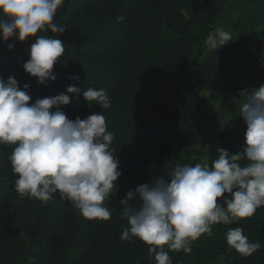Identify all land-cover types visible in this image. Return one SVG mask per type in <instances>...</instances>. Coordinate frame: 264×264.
Wrapping results in <instances>:
<instances>
[{
  "label": "trees",
  "instance_id": "trees-1",
  "mask_svg": "<svg viewBox=\"0 0 264 264\" xmlns=\"http://www.w3.org/2000/svg\"><path fill=\"white\" fill-rule=\"evenodd\" d=\"M227 6L229 0H65L55 17L58 25L67 27L65 32L60 37L48 33L65 42V54L54 65L57 80L45 87L24 71L33 40L0 41V76H14L21 88L28 83L33 101L66 92L69 85L103 88L111 98L110 109L88 105L82 93H67L71 102L62 110L70 119L104 113L108 131L115 134L113 154L122 171L113 193L125 198L154 176L168 178L177 163H197L193 156L206 152L211 165L218 147L233 154L242 151L243 143L234 139L230 124L204 131L197 115L200 105L239 89L229 78L235 54L221 47L209 51L205 44ZM241 21L234 22L242 34L238 41L254 36L253 50L264 55V28L249 31ZM9 43L14 44L11 51ZM210 79L219 80L221 87L212 86L214 91L206 93ZM191 139L198 149L186 147ZM12 149L0 145V264H69V239L84 218L58 192L47 204L21 197L7 159ZM122 210L99 236L100 248L94 252L103 260L97 259V264H155L142 241L120 240L122 226L127 225ZM238 226L250 240L264 245L260 207L251 218L214 225L213 236L195 241L191 254L170 252L173 264H221L220 256L225 258L222 264H264V247L246 258L229 249L225 233Z\"/></svg>",
  "mask_w": 264,
  "mask_h": 264
},
{
  "label": "clouds",
  "instance_id": "clouds-1",
  "mask_svg": "<svg viewBox=\"0 0 264 264\" xmlns=\"http://www.w3.org/2000/svg\"><path fill=\"white\" fill-rule=\"evenodd\" d=\"M64 4L65 0H0V41H34L23 69L45 87L57 80L54 65L65 54V42L48 34L60 37L65 32L67 27L55 22ZM230 41L232 34L217 27L205 44L216 51ZM7 47L11 51L14 44ZM29 88L28 83L21 88L14 76H0V145L13 146L7 159L16 192L44 204L58 192L83 218L110 220L105 201H110L122 175L113 154L115 134L108 131L103 112L70 119L62 106L71 102L67 93H82L88 105L98 104L103 110L112 107L111 98L103 88L69 85L66 92L33 101ZM241 93L239 116L246 124L241 152L218 147L211 165L177 163L168 178L154 176L120 200L122 219L127 221L120 240L142 241L155 264H173L170 252L191 254L195 241L213 236L214 225L251 218L264 207V84ZM225 238L229 249L245 258L264 247L239 226L228 228ZM224 259L219 257L221 264Z\"/></svg>",
  "mask_w": 264,
  "mask_h": 264
},
{
  "label": "rangeland",
  "instance_id": "rangeland-1",
  "mask_svg": "<svg viewBox=\"0 0 264 264\" xmlns=\"http://www.w3.org/2000/svg\"><path fill=\"white\" fill-rule=\"evenodd\" d=\"M229 11V6H227L222 16L216 21L213 30L210 32H214L217 27L223 28L229 31L231 34L237 36V39H233L234 41L228 42L226 45L221 46L224 51L234 54L232 52L227 51L235 50V51H243L240 48L245 45H240V39L242 34L240 32L234 33V21H231L229 17H227V13ZM254 38V36H253ZM226 48V49H225ZM244 48V47H243ZM245 56V57H244ZM264 55H257V52L253 50V44L251 49L248 50L247 55L239 56L235 53V62L229 68V78L238 84H240L241 75L239 74L240 66L237 62H242V66L245 63L252 64V62H259L262 61ZM237 60V62H236ZM105 70L100 69V73H104ZM244 84L243 87H257V83L254 85L252 81H246V78L242 81ZM259 84V83H258ZM207 86L209 87L206 93H209L213 90L214 87L218 88L221 87V82L219 80H208ZM212 86H214L212 88ZM241 87V88H243ZM230 92H237L236 89H231ZM228 93V92H227ZM227 94L225 93L220 99L209 102L207 104H202L197 109V115L203 122L204 131H209L214 128L224 126L226 124H230V128L232 129L234 139L237 142L244 143V132L246 130V124L242 117L239 115V108L231 107L227 105L230 101L225 98ZM186 147L188 149H198V144L194 139L189 140L186 143ZM192 158L196 159L197 162L200 163H207V156L206 152H204L200 156H193ZM124 198L115 197L114 193L110 199V201H105V205L109 208L112 213L111 219L108 221H100V220H87L83 219L82 222L78 225L75 233L69 239V264H97L98 262L101 263L103 258L100 256H96L94 252V248H100L99 243V236L102 235L103 232L110 229L115 222V218L117 214L123 209V205L121 204L120 200ZM97 227V228H96ZM101 237V236H100ZM98 259V262H97Z\"/></svg>",
  "mask_w": 264,
  "mask_h": 264
},
{
  "label": "crops",
  "instance_id": "crops-1",
  "mask_svg": "<svg viewBox=\"0 0 264 264\" xmlns=\"http://www.w3.org/2000/svg\"><path fill=\"white\" fill-rule=\"evenodd\" d=\"M227 17L231 19V21H236L237 18H240L242 21V24L244 25L245 29L249 31H259L264 28V3H251L249 0H229V11L227 13ZM234 25V24H233ZM234 27V26H233ZM234 33H238L239 31H236V29L233 30ZM234 41V40H233ZM254 38L253 36L248 37L244 41H240V45H245L243 47L240 46L242 50H245V53L243 51H235V50H229L226 49L229 52L236 53L239 56L247 55L248 50L251 49V46L253 44ZM258 56L262 55L257 53ZM245 57V56H244ZM237 62V60H236ZM240 66V75L241 80L239 84V89L237 92H228L225 98L229 100L230 102L227 103L228 107H237L240 108V105L242 103V93L244 89H250L251 87H243L244 84L242 81L244 78H246V81H252L255 85L257 83V87H259L260 84H264V58L262 61L259 62H252V64L245 63L244 66H242V62H237ZM259 83V84H258ZM243 87V88H241ZM239 116V115H238Z\"/></svg>",
  "mask_w": 264,
  "mask_h": 264
}]
</instances>
